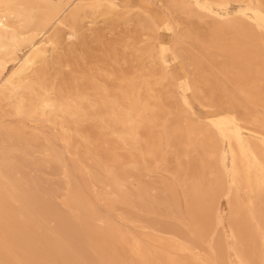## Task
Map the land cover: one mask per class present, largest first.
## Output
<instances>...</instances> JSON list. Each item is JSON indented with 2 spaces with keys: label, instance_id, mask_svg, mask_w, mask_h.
<instances>
[{
  "label": "rangeland",
  "instance_id": "obj_1",
  "mask_svg": "<svg viewBox=\"0 0 264 264\" xmlns=\"http://www.w3.org/2000/svg\"><path fill=\"white\" fill-rule=\"evenodd\" d=\"M4 17L0 264H264V0Z\"/></svg>",
  "mask_w": 264,
  "mask_h": 264
},
{
  "label": "bare ground",
  "instance_id": "obj_2",
  "mask_svg": "<svg viewBox=\"0 0 264 264\" xmlns=\"http://www.w3.org/2000/svg\"><path fill=\"white\" fill-rule=\"evenodd\" d=\"M11 15V14H10ZM0 22H1V26H0V28H3V27H7L8 28V19L6 18V17H4V20H0ZM8 34V33H7ZM2 38V37H1ZM27 39V38H26ZM25 39V40H26ZM24 40V41H25ZM21 42H23V41H21ZM52 43V42H51ZM31 47H32V55H31V57H29V58H27V61H26V63H27V70H29V71H32V69L34 68V66H35V64H36V61H35V59H36V56L38 55V54H40V53H42L43 52V47L41 46V45H39V46H37V45H35V44H32L31 43ZM8 52V51H7ZM48 105L49 106H51V103H48ZM220 119V118H219ZM229 120V119H228ZM219 121V120H218ZM214 122V121H213ZM227 121L226 120H220V123L221 124H225ZM234 122V121H233ZM211 124H212V121H211ZM216 124H218L217 122H216ZM230 124V123H229ZM219 126V125H218ZM221 127V126H220ZM250 159V157H246V160H247V163H249V160ZM0 172H2V169H1V167H0ZM236 255H237V257L239 258V260H240V262L241 263H243V264H249L247 261H245V259H244V257H243V253L241 252V251H239V250H237L236 251ZM221 264H225V262L223 261V262H221Z\"/></svg>",
  "mask_w": 264,
  "mask_h": 264
}]
</instances>
